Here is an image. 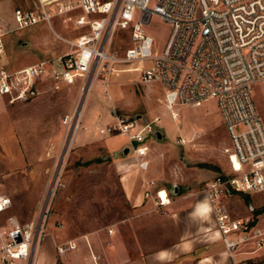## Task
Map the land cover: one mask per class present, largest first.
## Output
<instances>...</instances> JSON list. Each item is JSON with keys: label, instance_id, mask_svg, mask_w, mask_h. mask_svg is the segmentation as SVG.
<instances>
[{"label": "built area", "instance_id": "1", "mask_svg": "<svg viewBox=\"0 0 264 264\" xmlns=\"http://www.w3.org/2000/svg\"><path fill=\"white\" fill-rule=\"evenodd\" d=\"M13 13L17 28L40 20L49 23L52 16L59 15L81 29L75 39L61 37L69 43L68 50L14 69L3 61L5 31H0V95L8 103L29 98L36 93L37 82L48 77L80 85V100L62 121L66 127L63 153L80 125L81 105H85L99 76L106 77V89L112 72L137 70L140 81L161 83L171 110L176 105L215 99L231 140L227 151L229 171L208 179L202 186V195L231 264H241L235 258L238 246L251 244L254 251L264 245V225L233 216L223 202L237 192L264 190V121L254 99L256 88L264 92V0H34L33 8L17 7ZM153 15L169 25L160 49L154 48L153 36L144 29ZM118 28L129 30L130 36V44L120 55L112 49ZM146 60L150 61L147 65H139ZM116 64L126 66L117 68ZM176 114V110L172 111L173 117ZM98 132L118 133L134 142L132 153L137 166L147 168L144 132L156 133L152 120L138 125L136 118L116 116ZM178 142L184 143L185 139L180 137ZM52 185L38 217L29 223L8 212L12 199L0 188V259L5 264H31L46 232ZM154 194V204L169 202L165 189L157 188ZM107 231L111 233L112 228ZM87 245V264H99V254L88 241ZM78 246L70 238L58 243L56 249L63 254Z\"/></svg>", "mask_w": 264, "mask_h": 264}, {"label": "rangeland", "instance_id": "2", "mask_svg": "<svg viewBox=\"0 0 264 264\" xmlns=\"http://www.w3.org/2000/svg\"><path fill=\"white\" fill-rule=\"evenodd\" d=\"M17 7L33 8L34 0H0V31H5L3 40L9 60L6 65L60 54L70 48L61 37L75 39L81 30L59 15L52 16L49 23L40 20L17 28L13 13ZM144 29L153 36L154 48L160 49L169 25L153 15ZM113 40L112 49L120 55L130 44L129 30L118 28ZM149 62L146 60L139 65ZM125 66L115 65L117 68ZM138 74L137 70L126 69L112 72L108 75L106 89V77L94 80L77 136L64 153L66 127L62 121L80 100L78 83L67 85L48 77L37 82L36 93L27 99L8 103L0 95V188L12 196L8 212L17 213L23 223L33 221L53 184L45 231L51 220L71 234L97 232L107 230L130 215L120 165L136 164L132 153L134 142L118 133L98 132L99 127L114 122L116 116L136 118L138 125L152 120L153 129L162 136L144 132L146 158L160 151L176 155L181 162L187 158V187L190 188L187 192H199L197 197L202 195L204 181L189 184L195 178L191 171L203 169L208 174L206 178L213 177L216 174L213 166L225 167L220 157L222 154L227 158L231 146L215 99L176 105L173 109L177 116L173 117L164 100L161 83L140 81ZM254 99L264 121V92L256 88ZM180 137L185 139L184 143L178 142ZM127 145L130 150L125 155L123 147ZM88 160L91 161L86 162ZM170 194L174 195L172 188ZM247 195L237 192L223 202L234 214L242 215L233 199L241 198L246 205ZM249 203L255 208L264 207V190L251 194ZM17 209L19 211H15ZM243 209L248 211V206ZM250 217L255 218L254 224L264 225V211L251 212ZM262 249L248 264H264Z\"/></svg>", "mask_w": 264, "mask_h": 264}, {"label": "crops", "instance_id": "3", "mask_svg": "<svg viewBox=\"0 0 264 264\" xmlns=\"http://www.w3.org/2000/svg\"><path fill=\"white\" fill-rule=\"evenodd\" d=\"M42 59L43 57H38L7 67L19 68ZM3 61L5 64L9 63L6 51ZM134 159L135 165H124L122 162L123 165H120L123 168L121 179L130 205V215L122 217L110 227L111 233L102 230L71 234L66 228L57 226L50 220L44 236L36 246L31 264H87V241L99 254V264H231L203 195L197 197L199 192H187L190 189L187 187V158L185 161L181 159V162L176 155L169 156L160 151L158 155L152 154L150 159L147 158L148 166L145 169H139L135 156ZM220 159L225 167L214 165L218 167L217 170L213 168L216 174L229 171L228 159L222 154ZM191 173H194L195 178L189 184H196L199 180L205 183L209 178H206L208 174L203 169L192 170ZM157 188L167 191L168 203L154 204V191ZM170 188L174 195L170 194ZM251 194H248L246 205L241 198H231L239 206L242 215L234 214L231 209L230 212L239 219L254 223L255 218L250 217V213L255 214L256 208L249 203ZM228 197L224 199L227 201L230 199ZM247 206L248 211L243 209ZM10 213L17 215L13 211ZM70 238L77 241L78 248L58 254L56 245ZM252 248L251 244L238 246L235 258L241 264H248V260L260 255L264 245L254 251ZM0 264L5 263L0 259Z\"/></svg>", "mask_w": 264, "mask_h": 264}, {"label": "bare ground", "instance_id": "4", "mask_svg": "<svg viewBox=\"0 0 264 264\" xmlns=\"http://www.w3.org/2000/svg\"><path fill=\"white\" fill-rule=\"evenodd\" d=\"M84 109H85V105H84V103H83V104L81 105V108H80V110H79V114H78V120H79V122H80V125H81V118H82V116H83ZM170 110H171V109H170ZM172 111H175V110H171V112H172ZM176 116H177V114H176ZM79 117H80V118H79ZM80 125H79V127H80ZM79 127L76 128L75 132H73V134L71 135L70 142L73 141V140L75 139V137H76V135H77V132H78V130H79ZM161 194L164 195V191H163V190L161 191Z\"/></svg>", "mask_w": 264, "mask_h": 264}, {"label": "trees", "instance_id": "5", "mask_svg": "<svg viewBox=\"0 0 264 264\" xmlns=\"http://www.w3.org/2000/svg\"><path fill=\"white\" fill-rule=\"evenodd\" d=\"M89 161H91V160H88V161H86V162H89ZM200 164H203V163H200ZM199 164V165H200ZM214 167V169H218V167H215V166H213ZM246 200H248V195L246 196ZM261 211H264V207H262V208H256V209H254V212H255V214H257V213H259V212H261ZM251 224L253 223V222H250Z\"/></svg>", "mask_w": 264, "mask_h": 264}, {"label": "water", "instance_id": "6", "mask_svg": "<svg viewBox=\"0 0 264 264\" xmlns=\"http://www.w3.org/2000/svg\"><path fill=\"white\" fill-rule=\"evenodd\" d=\"M156 134H157L158 137H160V135H161L159 132H157ZM128 150H129L128 146L123 147V152L124 153L128 152Z\"/></svg>", "mask_w": 264, "mask_h": 264}]
</instances>
